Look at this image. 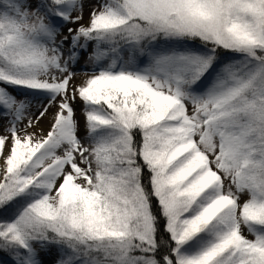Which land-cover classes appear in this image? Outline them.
Instances as JSON below:
<instances>
[{
	"label": "snow or ice",
	"instance_id": "snow-or-ice-1",
	"mask_svg": "<svg viewBox=\"0 0 264 264\" xmlns=\"http://www.w3.org/2000/svg\"><path fill=\"white\" fill-rule=\"evenodd\" d=\"M91 2L0 0V264H264V0Z\"/></svg>",
	"mask_w": 264,
	"mask_h": 264
},
{
	"label": "rangeland",
	"instance_id": "rangeland-1",
	"mask_svg": "<svg viewBox=\"0 0 264 264\" xmlns=\"http://www.w3.org/2000/svg\"><path fill=\"white\" fill-rule=\"evenodd\" d=\"M96 3V0H92L91 3H88L85 5V12H84V21L83 22H87L89 19V13L91 11V7L92 4ZM73 27H75V25H72ZM74 71L76 72V77L73 81V83H80L81 81H83L84 79H86V76L84 75L85 72H88L89 74L91 73V67H85L84 65V60L82 59L80 61V63H78L74 69ZM46 103V101H44ZM76 116L77 119L80 121V125H81V135H83L84 132V115H83V104L78 100L76 105ZM55 111V108L50 109L49 114L40 122L39 127L43 128L45 131L48 130V128L50 127V123H51V114L52 112ZM38 115V113H36ZM3 129L0 128V132H2ZM46 260H52L54 259V257H46Z\"/></svg>",
	"mask_w": 264,
	"mask_h": 264
},
{
	"label": "trees",
	"instance_id": "trees-1",
	"mask_svg": "<svg viewBox=\"0 0 264 264\" xmlns=\"http://www.w3.org/2000/svg\"><path fill=\"white\" fill-rule=\"evenodd\" d=\"M11 218V213L10 212H5V213H0V219H10ZM2 255V254H0ZM7 259V257L5 256Z\"/></svg>",
	"mask_w": 264,
	"mask_h": 264
}]
</instances>
